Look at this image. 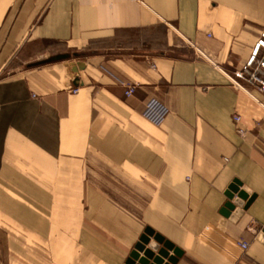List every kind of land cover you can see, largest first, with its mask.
<instances>
[{"label":"crops","instance_id":"crops-1","mask_svg":"<svg viewBox=\"0 0 264 264\" xmlns=\"http://www.w3.org/2000/svg\"><path fill=\"white\" fill-rule=\"evenodd\" d=\"M263 30L264 0H0V264H125L147 229L264 264V92L230 83Z\"/></svg>","mask_w":264,"mask_h":264},{"label":"water","instance_id":"water-1","mask_svg":"<svg viewBox=\"0 0 264 264\" xmlns=\"http://www.w3.org/2000/svg\"><path fill=\"white\" fill-rule=\"evenodd\" d=\"M70 57V54L56 55L47 59L46 62L67 60ZM81 68V63H76L71 66V71L77 73ZM249 194L248 189L242 187L239 182L234 181L226 193L228 202L222 210L223 215L230 216L233 212L232 218L241 216L242 211H245L254 199V196L250 195L249 197ZM257 239L264 243V227L259 231ZM180 256L181 251L179 249L174 248L171 243L147 229L140 237L125 264H175Z\"/></svg>","mask_w":264,"mask_h":264},{"label":"built area","instance_id":"built-area-1","mask_svg":"<svg viewBox=\"0 0 264 264\" xmlns=\"http://www.w3.org/2000/svg\"><path fill=\"white\" fill-rule=\"evenodd\" d=\"M232 87L243 90L245 87H252L258 92H264V30L259 40L254 44L249 57L244 63L236 69L230 77ZM125 96L129 97L133 93V87L125 85ZM233 121L238 124L240 118L233 117ZM238 133L242 134L243 130L237 128ZM238 246L242 250H246L247 244L242 242Z\"/></svg>","mask_w":264,"mask_h":264},{"label":"rangeland","instance_id":"rangeland-1","mask_svg":"<svg viewBox=\"0 0 264 264\" xmlns=\"http://www.w3.org/2000/svg\"><path fill=\"white\" fill-rule=\"evenodd\" d=\"M155 39H157L156 41H159V40H161L162 38H161V36H157V37H155Z\"/></svg>","mask_w":264,"mask_h":264}]
</instances>
